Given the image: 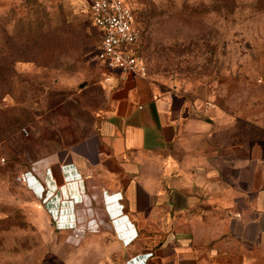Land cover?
<instances>
[{
    "label": "rangeland",
    "instance_id": "obj_1",
    "mask_svg": "<svg viewBox=\"0 0 264 264\" xmlns=\"http://www.w3.org/2000/svg\"><path fill=\"white\" fill-rule=\"evenodd\" d=\"M123 1L156 90L219 107L241 119L240 135L264 140V0ZM89 3L0 0V264L118 263L102 194L75 204L74 229L49 208L71 199L62 167L90 148L103 102Z\"/></svg>",
    "mask_w": 264,
    "mask_h": 264
},
{
    "label": "crops",
    "instance_id": "obj_2",
    "mask_svg": "<svg viewBox=\"0 0 264 264\" xmlns=\"http://www.w3.org/2000/svg\"><path fill=\"white\" fill-rule=\"evenodd\" d=\"M105 71L90 148L62 167L72 197L49 206L75 209L88 189L102 194L116 212L104 234L117 264H264V140L240 135L241 119L219 107Z\"/></svg>",
    "mask_w": 264,
    "mask_h": 264
},
{
    "label": "built area",
    "instance_id": "obj_3",
    "mask_svg": "<svg viewBox=\"0 0 264 264\" xmlns=\"http://www.w3.org/2000/svg\"><path fill=\"white\" fill-rule=\"evenodd\" d=\"M89 14L92 25L99 32L95 59L101 67L118 70L123 75L131 73L144 77L146 68L135 50L142 31L129 5L123 0H90ZM110 80L111 76L105 73L103 81L109 83ZM131 259L134 261L137 257Z\"/></svg>",
    "mask_w": 264,
    "mask_h": 264
},
{
    "label": "bare ground",
    "instance_id": "obj_4",
    "mask_svg": "<svg viewBox=\"0 0 264 264\" xmlns=\"http://www.w3.org/2000/svg\"><path fill=\"white\" fill-rule=\"evenodd\" d=\"M65 170V169H64ZM67 170H65V172H66ZM68 172H71V171H68ZM42 192L44 191V189H42L41 190ZM69 191V190H68ZM74 198L76 197L75 195L73 196ZM53 201V200H52ZM76 204H78V203H76ZM72 205V204H71ZM56 207V206H55ZM54 206L52 207H49L51 210H52V212H58V218H59V225L60 226H70V228H72V226H74V228H76V222H75V220H74V222H73V220L70 218V220H68L66 217L67 216H72L71 214L70 215H68V209L69 208H67L66 206H63L62 205V207L58 210V208H55ZM72 207V206H71ZM70 210V209H69ZM72 210H73V208H72ZM74 217V216H73ZM61 218V219H60ZM74 219H75V217H74Z\"/></svg>",
    "mask_w": 264,
    "mask_h": 264
},
{
    "label": "water",
    "instance_id": "obj_5",
    "mask_svg": "<svg viewBox=\"0 0 264 264\" xmlns=\"http://www.w3.org/2000/svg\"><path fill=\"white\" fill-rule=\"evenodd\" d=\"M106 205H107V212H108L111 216H112V215H115L116 212H115V210H113V208L111 207L109 201H107ZM115 217H118V216H115Z\"/></svg>",
    "mask_w": 264,
    "mask_h": 264
}]
</instances>
